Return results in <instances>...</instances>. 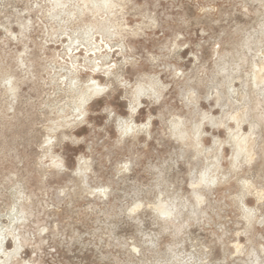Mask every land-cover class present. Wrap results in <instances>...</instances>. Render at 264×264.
<instances>
[{
	"label": "rangeland",
	"instance_id": "1",
	"mask_svg": "<svg viewBox=\"0 0 264 264\" xmlns=\"http://www.w3.org/2000/svg\"><path fill=\"white\" fill-rule=\"evenodd\" d=\"M111 1L0 0V264H264V0Z\"/></svg>",
	"mask_w": 264,
	"mask_h": 264
},
{
	"label": "bare ground",
	"instance_id": "2",
	"mask_svg": "<svg viewBox=\"0 0 264 264\" xmlns=\"http://www.w3.org/2000/svg\"><path fill=\"white\" fill-rule=\"evenodd\" d=\"M68 1H69V0H68ZM79 1H80V0H79ZM82 1H84V2L86 3L87 1H90V0H82ZM100 1H101V2H99L98 4H97V3L95 4V5H96L95 10H96V9L99 10V8H100L99 5L101 6V5L103 4V5H106V6H107V5L110 6V5L112 4V1H111V0H100ZM52 2H53V1H52ZM54 2H55V1H54ZM57 3H58V4H57ZM57 3L55 4V5H56V8H59V7H61V6L63 7V6L66 4V0H60V2H57ZM94 3H95V2H94ZM51 4H52V3H51ZM83 4H84V3H83ZM86 4H87V3H86ZM67 6H68V5H67ZM67 6H66V7H67ZM82 6H83V5H82ZM84 6H85V5H84ZM72 7H73V6H72ZM64 9H65V8H64ZM87 9H88V8H87ZM72 10H73V9H72ZM97 10H96V12H97ZM65 11H66V10H65ZM69 12H70V11H69ZM80 12H81V10H80ZM66 14H67V13H66ZM70 14H73V13H70ZM70 14H69V15H70ZM81 14H82V13H81ZM96 14H97V13H96ZM54 15H55V14H54ZM59 15H60V14H59ZM73 15H74V14H73ZM73 15H71V16H73ZM74 17H75V16H74ZM70 19H71V18H70ZM72 21H73V20H72ZM93 25H94V24H93ZM76 30H77V29H76ZM78 36H79V35H78ZM73 41H75V40H73ZM73 41H72V42H73ZM84 42H85V41H84ZM76 45H77V44H76ZM76 45H75V46H76ZM105 47H106V46H105ZM94 48H95V47H94ZM94 48H93V50H94V53H95L96 50H97V48H95V49H94ZM69 49H70V48H69ZM99 50H100V49H99ZM67 51H68V50H67ZM73 51H74V50H73ZM75 52H76V51H75ZM98 53H99V52H98ZM98 53L96 52V54H98ZM73 64H74V63H73ZM98 67H99V66H98ZM71 68H72V67H71ZM97 69H98V68H97ZM93 85H94V83H93ZM95 85H96V84H95ZM100 86H101V85H100ZM100 86L97 85L96 88H97L98 90H101L102 88H100ZM101 87H102V86H101ZM93 89H94V88H93ZM97 89H96V90H97ZM94 91H95V90H94ZM101 91H103V90H101ZM98 92H99V91H98ZM85 102H86V101H85ZM86 103H87V102H86ZM83 104H84V103H83ZM131 108H132V107H131Z\"/></svg>",
	"mask_w": 264,
	"mask_h": 264
}]
</instances>
